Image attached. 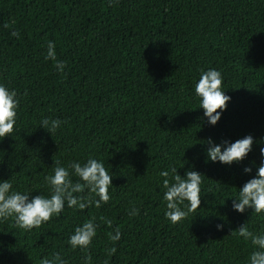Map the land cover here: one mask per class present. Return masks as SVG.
Wrapping results in <instances>:
<instances>
[{
  "label": "trees",
  "instance_id": "16d2710c",
  "mask_svg": "<svg viewBox=\"0 0 264 264\" xmlns=\"http://www.w3.org/2000/svg\"><path fill=\"white\" fill-rule=\"evenodd\" d=\"M47 40L65 61L63 73L44 59ZM208 67L222 72L231 97L214 126L194 94ZM0 82L20 98L18 127L0 138V179L47 194L44 176L54 160L83 162L89 153L115 173L111 199L100 208H65L30 231L11 218L0 222V264H40L55 253L69 264H83L86 254L91 264H245L254 246L235 229L264 230V213L234 211L229 196L260 161L264 0H0ZM42 116L65 123L52 136L39 127ZM249 134L253 150L241 163L205 162L206 138ZM170 165L181 175L189 168L202 174L200 208L176 224L164 217L158 175ZM244 165L253 172L243 173ZM132 206L138 215L128 214ZM89 217L112 223L98 219L87 253L72 249L67 237ZM117 226L121 239L112 242Z\"/></svg>",
  "mask_w": 264,
  "mask_h": 264
},
{
  "label": "clouds",
  "instance_id": "9594fccd",
  "mask_svg": "<svg viewBox=\"0 0 264 264\" xmlns=\"http://www.w3.org/2000/svg\"><path fill=\"white\" fill-rule=\"evenodd\" d=\"M108 6L118 3V0H106ZM7 27V25H5ZM11 37L20 38L18 30H12ZM45 60H52L57 72L63 73L65 61L57 59L56 45L53 40H47L45 45ZM224 76L215 67H208L199 71L198 79L194 82V94L199 98V107L203 109L202 116L206 123L216 125L227 108L231 97L225 94L222 86ZM20 98L15 88L6 82H0V138L13 135L14 125H17ZM219 109V111H218ZM65 121L59 118L42 116L39 127L46 130L52 136ZM201 143L205 155V162H219L225 165L241 163L253 150L254 138L245 135L234 141L222 140L219 143L211 137ZM196 144V143H195ZM259 147V164L256 165L255 174L246 180L242 186L237 187V192L229 196L232 198L231 206L234 211L244 213L247 208L252 213H264V137L257 141ZM194 145V144H192ZM254 163V162H253ZM50 174L44 176L48 186L47 194L32 195L33 192L25 189L17 190L13 187V181L9 177L0 179V222L10 218L15 227L30 231L39 228L53 217H60L65 208L73 210H85L86 208H100L111 199L109 189L113 185L112 179L115 173L106 169L103 160L89 153L83 162L72 159L66 163L54 160ZM178 167L170 165L167 169H161L158 173L162 177L160 181L165 202L164 217L172 224L181 222L191 212L200 208L202 174L194 168L186 170L184 175L177 171ZM242 172L251 174L252 165H244ZM130 216L139 214V209L132 206L128 211ZM111 225V220L105 217H89L77 224L67 237V244L72 249H79L87 253L88 248L97 236L100 223ZM218 230L223 228L222 223L216 224ZM234 234L251 242L254 246L245 264H264V230L250 231L246 223L235 229ZM113 233L108 234L112 242L121 239V231L117 226ZM233 232V231H232ZM117 251L115 243L105 249L106 255L111 257ZM40 264H69L59 253H55L52 259L43 257ZM83 264H91V257L85 255Z\"/></svg>",
  "mask_w": 264,
  "mask_h": 264
}]
</instances>
